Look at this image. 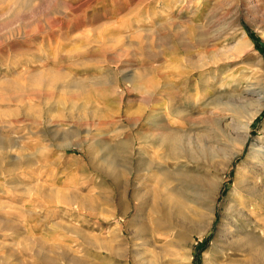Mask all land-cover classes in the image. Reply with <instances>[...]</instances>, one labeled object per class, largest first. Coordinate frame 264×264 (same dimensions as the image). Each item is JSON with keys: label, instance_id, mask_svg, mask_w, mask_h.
<instances>
[{"label": "rangeland", "instance_id": "1", "mask_svg": "<svg viewBox=\"0 0 264 264\" xmlns=\"http://www.w3.org/2000/svg\"><path fill=\"white\" fill-rule=\"evenodd\" d=\"M263 249L264 0H0V264Z\"/></svg>", "mask_w": 264, "mask_h": 264}, {"label": "bare ground", "instance_id": "2", "mask_svg": "<svg viewBox=\"0 0 264 264\" xmlns=\"http://www.w3.org/2000/svg\"><path fill=\"white\" fill-rule=\"evenodd\" d=\"M244 36H246V35H244ZM240 46H241V43L239 44V47H240ZM174 142H175V141H174ZM173 145L175 146V144H173ZM158 166H159V165H158ZM159 168H160V167H159ZM159 170H160V169H159ZM164 174H165V172H164ZM164 174H163V175H164ZM113 175H114V174H113ZM244 235H245V234H244ZM108 247H109V246H108ZM108 247H107V248H108ZM109 250H110V249H109ZM263 250H264V249H263ZM263 254H264V253H263ZM263 257H264V256H263Z\"/></svg>", "mask_w": 264, "mask_h": 264}]
</instances>
